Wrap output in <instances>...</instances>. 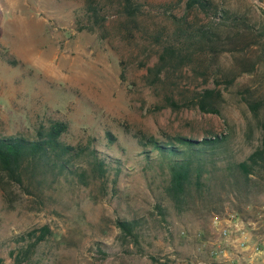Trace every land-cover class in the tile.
I'll list each match as a JSON object with an SVG mask.
<instances>
[{
	"label": "rangeland",
	"instance_id": "rangeland-1",
	"mask_svg": "<svg viewBox=\"0 0 264 264\" xmlns=\"http://www.w3.org/2000/svg\"><path fill=\"white\" fill-rule=\"evenodd\" d=\"M138 1L139 28L129 34L117 6L106 7L108 35L102 38L97 25L85 28L93 25L86 0H0V137L35 138L41 125L63 120L69 125L65 141L91 142L115 162L105 180L84 185L66 175L53 184L49 179L44 190L9 182L0 173V264H264V169L253 175L256 186L249 192H233L227 181L220 182L212 204L219 213L200 201L178 211L165 195L168 175L160 174L157 160L149 165L143 151L151 145H142L151 136L164 141L227 135L216 158L220 173L229 162L247 159L262 145L264 132L263 44L240 54L261 59L230 86L214 80L222 77L217 65L242 69L230 52L211 70L204 56L195 55L155 79L149 69L159 60L166 34H173L171 15H184L186 0ZM220 2L247 13L264 32L256 0ZM189 19L208 21L197 11ZM159 31L164 35L157 40ZM207 71L209 78L202 74ZM216 87L223 92L218 113L194 104L206 88ZM254 104L260 105L257 113ZM158 199L165 215L156 208ZM215 216L243 228L223 237L213 227ZM133 218L141 222L137 237L117 225L118 219ZM46 225L52 234L35 244L30 233ZM244 230L252 238L236 245L233 238Z\"/></svg>",
	"mask_w": 264,
	"mask_h": 264
},
{
	"label": "trees",
	"instance_id": "trees-1",
	"mask_svg": "<svg viewBox=\"0 0 264 264\" xmlns=\"http://www.w3.org/2000/svg\"><path fill=\"white\" fill-rule=\"evenodd\" d=\"M220 1L186 0L184 15H171L174 24L173 34L165 33L167 37L161 44L159 60L149 69L150 73H154L155 79L160 78L161 73L169 66L184 67L195 55L204 56L203 61L211 70L221 55L230 52L237 54L235 58L242 69H238V66L236 69H224L223 66L217 65L215 68L219 74L222 72V77L218 74L214 76L217 86L222 83L230 86L241 73L254 70L259 60L264 59V54L256 60H246L240 55L253 45L263 44L264 51L263 28L250 20L247 13L222 5ZM116 6V12L125 17L122 27L129 34L133 29L139 28L138 17L142 13V4L138 0H121L110 5H104L98 0H86L85 14L93 25L85 28L93 31L97 25L101 37L106 38L108 33L105 29L104 10L106 7ZM260 9L264 14V8ZM192 11L205 14L208 21L197 23L190 20L189 15ZM159 33L156 36L157 40L164 35L163 31ZM208 71L202 73L206 78H209ZM200 94L194 104L203 111L218 113V104L223 99L222 89L206 88ZM259 106L251 105L254 113H257ZM68 128L66 121L55 120L49 126L41 125L36 131L35 138L22 135L0 137V173L4 174L9 182L26 187L34 184L33 187L38 190L46 189V186L59 182L60 178L66 175L76 178L84 185H89L95 180L107 179L115 162L92 148L91 142L88 145H74L65 141L63 135ZM227 142V135H214L202 139L178 135L168 137L164 141L151 136L143 140L142 145H151L150 150L143 151L145 158L150 161L149 165L152 167L150 163L157 160L156 166L160 174L163 175L165 172L168 175L167 184L164 185L165 195L176 210L184 211L190 207L192 201H200L206 202L208 209L219 213L221 210L215 209L212 204L216 202L220 193V182L227 181L233 192H236V188L238 191L249 192L256 186L253 185V175L264 169V132L260 147L245 160L229 162L220 173L216 158ZM153 152L157 153L156 157L152 155ZM120 171L121 168L117 167L116 174ZM156 208L160 214H166V207L161 199H158ZM140 224L139 219L135 218L117 220L118 227L126 236L137 237L136 228ZM38 231L40 234L37 235ZM30 234L37 244L46 240L52 231L46 225Z\"/></svg>",
	"mask_w": 264,
	"mask_h": 264
},
{
	"label": "built area",
	"instance_id": "built-area-1",
	"mask_svg": "<svg viewBox=\"0 0 264 264\" xmlns=\"http://www.w3.org/2000/svg\"><path fill=\"white\" fill-rule=\"evenodd\" d=\"M213 227L215 231L219 232V234L226 238L232 237L235 232H238L242 229L239 227V223H233L232 218H221L219 216L214 217ZM233 241L239 246H245L247 243V239L244 234L234 237ZM220 251L224 252L223 249H220Z\"/></svg>",
	"mask_w": 264,
	"mask_h": 264
},
{
	"label": "crops",
	"instance_id": "crops-1",
	"mask_svg": "<svg viewBox=\"0 0 264 264\" xmlns=\"http://www.w3.org/2000/svg\"><path fill=\"white\" fill-rule=\"evenodd\" d=\"M233 223H236V222H233ZM239 227L243 228V225L239 224ZM242 234H244V236L246 237L247 241L250 240L252 238V236H253L252 233L248 232L247 230L246 231L244 230V232H242ZM236 248H238V247H236ZM239 249L241 250V248H239Z\"/></svg>",
	"mask_w": 264,
	"mask_h": 264
},
{
	"label": "water",
	"instance_id": "water-1",
	"mask_svg": "<svg viewBox=\"0 0 264 264\" xmlns=\"http://www.w3.org/2000/svg\"><path fill=\"white\" fill-rule=\"evenodd\" d=\"M258 3H260V5H262V7H264V3L261 0H256Z\"/></svg>",
	"mask_w": 264,
	"mask_h": 264
}]
</instances>
